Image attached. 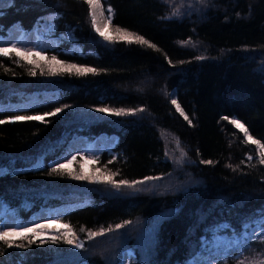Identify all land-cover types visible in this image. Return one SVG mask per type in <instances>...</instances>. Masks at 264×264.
Returning a JSON list of instances; mask_svg holds the SVG:
<instances>
[{
  "label": "trees",
  "instance_id": "16d2710c",
  "mask_svg": "<svg viewBox=\"0 0 264 264\" xmlns=\"http://www.w3.org/2000/svg\"><path fill=\"white\" fill-rule=\"evenodd\" d=\"M100 2L106 16L112 9L109 33L119 27L154 47L105 41L92 27L86 0H11L0 7V44L12 28L44 30L35 40L39 55L0 56V120L6 121L0 124V205L17 228L45 210H60L54 220L84 244L51 243L66 228L32 244L9 236L25 247L0 241V264H260L261 233L222 253L212 238L242 234L264 214L260 154L229 123L238 118L264 145V0ZM53 56L97 72L40 75L28 63L47 72ZM100 107L135 114L115 116L97 112ZM57 108L62 111L45 115ZM36 115L45 121L14 119ZM80 139L90 160L75 153L64 174L49 175ZM67 171L115 173L116 182L159 179L117 192L73 180ZM125 221L118 231L88 238L89 230Z\"/></svg>",
  "mask_w": 264,
  "mask_h": 264
},
{
  "label": "snow or ice",
  "instance_id": "6c2138e0",
  "mask_svg": "<svg viewBox=\"0 0 264 264\" xmlns=\"http://www.w3.org/2000/svg\"><path fill=\"white\" fill-rule=\"evenodd\" d=\"M86 3L89 6L90 12L89 15L91 17V24L93 29L101 36L105 41L112 42L114 39H119V40H125L128 43H138L141 45H147L148 47H154V45L150 44L146 39H144L142 36L136 35L132 32L125 31L119 27L114 29V33H105L101 31L100 27L97 26V18H96V10L100 9V15L104 16V10L101 8V2L100 0H86ZM5 4H11V0H0V7H2ZM107 16L105 17L106 20V25H110L112 22V9L108 8L107 10ZM187 43V42H186ZM12 50H15L16 54L20 56L21 58L27 59V57H30L32 55H39V53H33L29 49H23L18 47L16 44H13L11 46V49L9 48H3L0 47V56H6L10 58V52ZM201 59L203 57H200ZM51 62H54L52 64H48V71L45 72L44 66L40 65L39 62L33 61V60H28V63H32L35 65V67L40 68V75H58L62 74L64 71H67L69 74H72L73 72L76 75L83 76L86 75L87 73H92L93 75L96 74L97 70L95 68H90V67H79L75 64H64L61 61L57 60L55 56L51 57ZM55 65H59V71L55 69ZM0 67H3L2 64H0ZM5 72H8L9 69L5 68ZM14 74V73H13ZM30 76H35L36 72L35 70H29L28 73ZM172 105L175 106L176 111L186 120L188 123L191 125V120L189 117L185 114V112L182 110L181 105L178 104L176 99H171ZM62 111V109L57 108L55 112L47 113L45 115L47 116H53L56 115V113ZM97 112H110L111 114L115 116H122V115H132L135 114L132 110L125 111L124 109H110L106 107H100L96 109ZM136 111L143 112L144 109L140 108L137 109ZM17 121H40L44 122L45 121V116L44 115H36V116H16L14 118ZM225 119H227L225 117ZM6 121L0 120V124L5 123ZM229 123L233 124L236 128L240 129L243 133L244 136L250 140L253 144L257 145V148L261 149L262 152L260 154L259 158V163L261 165H264V145L260 144L259 141L254 140L248 133V130L245 128L244 124H242L238 118H233L229 120ZM186 154L181 152V156H185ZM76 159L75 156L72 157L71 160H68L67 163L71 164L74 160ZM249 160H252L253 158L251 156L248 157ZM202 163H212L211 161H202ZM66 170V165L61 163L58 164L57 166L53 167L51 169V172H49V175L53 174H59L62 175L64 174ZM99 171V170H98ZM67 175L73 179V180H88L90 183H103L106 185H110L112 189L115 191L119 192L122 188H127V189H133V190H139L137 188L138 185H146L150 182H153L154 180H158L159 178L157 177H146L143 180H137V181H131L129 182L128 180H120L119 182H116L112 179V176L115 175V173H108L107 175L101 172L99 176L95 175H85L81 173H77L75 171H67ZM59 223V221H57ZM130 223L129 221H125L124 224H117L115 228H112L109 226L108 228H100L98 231H91L89 230L87 232L88 238L89 239H94L97 237L104 236L106 233H111L114 231H118L119 229L123 228L125 224ZM259 224L261 226V236H264V214L261 215V218L259 220ZM47 227V225L43 224H35L34 227H24L22 231H16V229H9L8 231H0V241H3L7 247H15V248H23L25 245L23 243H17L14 244L13 241L7 239L9 236H16L21 240H28L29 244L35 243V239L39 238L41 235H43V230ZM62 227L68 229L67 233H59V235H53L51 237V243L56 244L61 242V239H63V243L66 244H72L75 248H83L84 244L81 242H77V238L75 235H72V229L69 225H62ZM81 232H84L85 229L82 227L80 229ZM57 232H59V229H57ZM28 233L32 234V238L30 239L28 237ZM40 243H47L45 240H40ZM244 243L247 244V239H244ZM5 253L3 251H0V255H4ZM192 264V262H190ZM260 264H264V261H261Z\"/></svg>",
  "mask_w": 264,
  "mask_h": 264
},
{
  "label": "rangeland",
  "instance_id": "374dc122",
  "mask_svg": "<svg viewBox=\"0 0 264 264\" xmlns=\"http://www.w3.org/2000/svg\"><path fill=\"white\" fill-rule=\"evenodd\" d=\"M89 12H90V9H89ZM105 17H106L105 13H104V16L100 15V9L96 10L97 26L100 27L101 31L105 33H109V30L106 26ZM43 32L44 30L38 29L37 31L29 32L25 34L22 31H20L19 28H12L10 30V33L7 39L0 44V47L11 49V46L13 44H16L20 48L29 49L32 52H38L35 48V40L40 39L39 36ZM28 58L30 57H27V59ZM2 107H10V105L5 104ZM22 107L23 106H19V108H22ZM86 146L87 144L85 143L84 140L82 139L78 140L73 145L72 149L65 154V156L62 158V160L59 163L60 164L63 163L66 166L69 165L67 161L71 160V158L74 156L75 153H79L86 162L89 161L90 160L89 155L83 152L85 148H87ZM90 146L94 147L95 144L92 143ZM256 148H257V145H256ZM257 150H258V153L261 154L262 150L259 148H257ZM59 211L60 210H55V209L45 210L39 213L32 220L28 221L26 227H34V225L37 223L47 225V227L43 230L44 234L41 236L49 235L51 231H54L57 229H63L64 227H62L61 224L57 223V221L54 220V216ZM10 214L11 213L8 211V209L0 205V231H8L9 229H16V231H21L24 227L17 228L16 220L13 217V215H10ZM261 231H262L261 226L258 224H255L251 226L249 230L244 231L242 234H233V233L232 234H227V233L215 234L212 238V246L214 247V251L216 253H222L225 251H229L235 247H239L243 243L245 237L251 236L253 234H260ZM196 264H208V262L205 259H202V260H198Z\"/></svg>",
  "mask_w": 264,
  "mask_h": 264
}]
</instances>
